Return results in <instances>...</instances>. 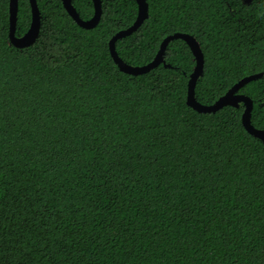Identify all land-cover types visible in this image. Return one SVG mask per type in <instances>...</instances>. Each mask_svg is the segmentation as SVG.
<instances>
[{
	"label": "trees",
	"instance_id": "16d2710c",
	"mask_svg": "<svg viewBox=\"0 0 264 264\" xmlns=\"http://www.w3.org/2000/svg\"><path fill=\"white\" fill-rule=\"evenodd\" d=\"M37 1L39 35L19 47L0 0V264H264V141L245 104L187 103L197 59L181 38L150 71H122L109 42L137 0H101L92 28L63 0ZM146 1L149 17L116 42L128 64L151 62L168 35L194 36L202 104L264 72V0ZM72 3L94 16L93 0ZM31 21L19 0L16 35ZM239 93L264 129V75Z\"/></svg>",
	"mask_w": 264,
	"mask_h": 264
},
{
	"label": "water",
	"instance_id": "95a60500",
	"mask_svg": "<svg viewBox=\"0 0 264 264\" xmlns=\"http://www.w3.org/2000/svg\"><path fill=\"white\" fill-rule=\"evenodd\" d=\"M93 1L95 4V14L89 20H84L83 18H81L76 8L74 7L72 0H63V3L67 11L77 21L79 25L86 28H92L97 25L102 14L101 0H93ZM137 2L139 4V13L135 22L128 28L118 31L111 38L109 42L111 55L114 61L118 64L119 68L126 73L134 74V75L146 73L151 69L155 68L156 66H158L163 61V55L171 40L176 38L184 39L191 46V49L194 52L197 59V65L194 71L192 72L189 80L187 103L200 112H214L225 105L239 106L240 103L243 102L245 104V111L243 113L244 126L251 134L264 141V129L257 128L251 123L252 110L254 106L253 100L249 96L243 93H239V90L242 86H244L246 83H248L251 80L262 77L264 75V72H259L253 75L245 76L239 82H237L227 93L222 95L215 103L202 104L200 101L197 100L195 96V87L199 77L203 74L205 59L201 46L194 36L183 32H176L174 34L168 35L163 40L157 56L151 62L144 65H140V66L131 65L125 62L123 59H121L116 49L117 40L132 34L141 26V24L145 21V19L149 17L148 2L146 0H137ZM30 4L32 10V21L30 28L24 35L17 36L16 28H17L18 11H19V0H10V39L14 45L19 47H25L33 44L36 41L40 32L41 13L39 10L38 1L30 0Z\"/></svg>",
	"mask_w": 264,
	"mask_h": 264
},
{
	"label": "flooded vegetation",
	"instance_id": "af4514ba",
	"mask_svg": "<svg viewBox=\"0 0 264 264\" xmlns=\"http://www.w3.org/2000/svg\"><path fill=\"white\" fill-rule=\"evenodd\" d=\"M251 0H245V2H250Z\"/></svg>",
	"mask_w": 264,
	"mask_h": 264
}]
</instances>
